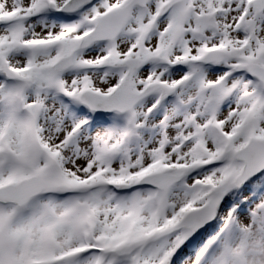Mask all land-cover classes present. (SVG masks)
I'll use <instances>...</instances> for the list:
<instances>
[{"label": "snow or ice", "instance_id": "1", "mask_svg": "<svg viewBox=\"0 0 264 264\" xmlns=\"http://www.w3.org/2000/svg\"><path fill=\"white\" fill-rule=\"evenodd\" d=\"M0 264H264V0H0Z\"/></svg>", "mask_w": 264, "mask_h": 264}]
</instances>
